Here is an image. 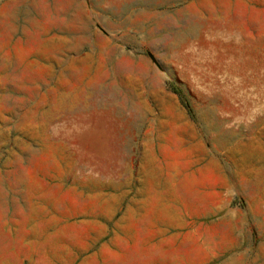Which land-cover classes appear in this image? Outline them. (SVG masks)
<instances>
[{
    "label": "rangeland",
    "instance_id": "rangeland-1",
    "mask_svg": "<svg viewBox=\"0 0 264 264\" xmlns=\"http://www.w3.org/2000/svg\"><path fill=\"white\" fill-rule=\"evenodd\" d=\"M0 264H264V0H0Z\"/></svg>",
    "mask_w": 264,
    "mask_h": 264
},
{
    "label": "trees",
    "instance_id": "trees-1",
    "mask_svg": "<svg viewBox=\"0 0 264 264\" xmlns=\"http://www.w3.org/2000/svg\"><path fill=\"white\" fill-rule=\"evenodd\" d=\"M172 90L179 95L181 101L185 102V99H184V96H183V93L179 90V89H174L172 88Z\"/></svg>",
    "mask_w": 264,
    "mask_h": 264
}]
</instances>
